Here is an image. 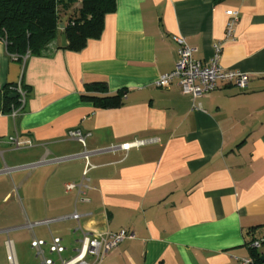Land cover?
Listing matches in <instances>:
<instances>
[{
  "label": "crops",
  "instance_id": "1",
  "mask_svg": "<svg viewBox=\"0 0 264 264\" xmlns=\"http://www.w3.org/2000/svg\"><path fill=\"white\" fill-rule=\"evenodd\" d=\"M228 9L239 12L232 39ZM177 36L201 60L221 42V64L248 73L247 88L220 83L194 108L176 82L158 87L174 68ZM60 42L22 67L0 38V89L21 80L27 92L15 118L0 105L5 264L7 236L39 264L33 237H60L69 256L84 232L122 229L133 237L100 264H237L236 256L262 255L264 247L253 252L248 242L264 239V0H116L98 38L80 51ZM92 82L124 90L123 104L100 108L83 98ZM73 129L84 144L68 136ZM16 135L31 144L15 148ZM66 183L82 184L67 191ZM43 219L51 221L25 225Z\"/></svg>",
  "mask_w": 264,
  "mask_h": 264
},
{
  "label": "built area",
  "instance_id": "2",
  "mask_svg": "<svg viewBox=\"0 0 264 264\" xmlns=\"http://www.w3.org/2000/svg\"><path fill=\"white\" fill-rule=\"evenodd\" d=\"M228 21L226 24L225 39H232L234 37L235 25L239 18L237 10H226ZM177 43V59L172 71L160 75L155 84L158 87H166L176 82L183 94L190 95L194 101L193 107H199L196 99L211 93L219 88L220 83H229L236 86L239 90H245L248 86L249 75L246 72L226 67L221 64V50L222 43L216 42L214 44V52L212 57L208 60H201L194 57L195 48L189 45L183 36L175 37ZM13 57V56H12ZM29 57L26 52L21 57L20 63L22 67ZM17 95L18 104L13 105L9 114L15 118L22 111L26 101V89L23 87L21 80H19L13 88ZM68 136L81 141L84 144L85 136L78 129L68 131ZM10 141L15 148L27 146L31 144L30 140L20 139L17 135L10 137ZM155 139H135L131 142H125L118 145L124 151H128L133 147H142L154 142ZM115 148V147H114ZM91 151L84 148L79 154L85 160L83 169V178H85L91 163L89 162V155ZM82 183H66L65 189L67 191L81 186ZM71 217L78 220L79 214L74 212ZM50 219H43L35 222H27L25 225L31 229L34 225L44 224L48 225ZM8 229H5L7 232ZM133 235L128 233L125 229L118 232L107 233H89L84 232L82 237L78 240V245L72 250V254L65 256L66 247L62 243V239L57 236H51L50 242L33 237L31 240V247L35 251L36 257L39 259V264H100L102 259L118 247V245L126 238H131ZM264 239L255 238L248 242L251 249H259L262 247ZM47 245V248L45 246ZM6 246V264H19L16 254L15 246L7 236L5 241ZM89 256L94 257V261L88 260ZM237 264H257L255 258L251 256H236Z\"/></svg>",
  "mask_w": 264,
  "mask_h": 264
},
{
  "label": "trees",
  "instance_id": "3",
  "mask_svg": "<svg viewBox=\"0 0 264 264\" xmlns=\"http://www.w3.org/2000/svg\"><path fill=\"white\" fill-rule=\"evenodd\" d=\"M115 9L116 0H0V38L12 59L18 62L26 52L29 56L42 55L46 46L60 37V23L66 17L67 45L62 48L80 51L89 39L101 35L105 15ZM14 87L15 83L0 89V105L5 112H10L11 107L18 104L17 96H9L14 93ZM124 96V90L109 93L103 82L86 84L82 94L100 108L119 107ZM252 255L257 264L264 263L260 253Z\"/></svg>",
  "mask_w": 264,
  "mask_h": 264
},
{
  "label": "rangeland",
  "instance_id": "4",
  "mask_svg": "<svg viewBox=\"0 0 264 264\" xmlns=\"http://www.w3.org/2000/svg\"><path fill=\"white\" fill-rule=\"evenodd\" d=\"M2 219L3 217L2 215H0V220ZM9 222H10L9 219H7V223ZM3 224H4L3 222H0V230L4 227H7V226H4ZM22 233L24 232H16V233L12 232L11 237H14L15 239H17L20 235H22ZM3 238H4V234L0 233V264H5L4 251H3V247L1 246ZM16 250H17V255H18L20 264H35L32 258L33 254L25 243H22V244L17 243Z\"/></svg>",
  "mask_w": 264,
  "mask_h": 264
},
{
  "label": "water",
  "instance_id": "5",
  "mask_svg": "<svg viewBox=\"0 0 264 264\" xmlns=\"http://www.w3.org/2000/svg\"><path fill=\"white\" fill-rule=\"evenodd\" d=\"M65 21H66V17H64L62 22L60 23V28L62 29V32L60 35V39H61L60 44L62 47H65L67 45V38H66L65 31H64ZM9 96L13 98V97H16L17 95L15 93H12ZM261 260L264 261V254L261 255Z\"/></svg>",
  "mask_w": 264,
  "mask_h": 264
}]
</instances>
